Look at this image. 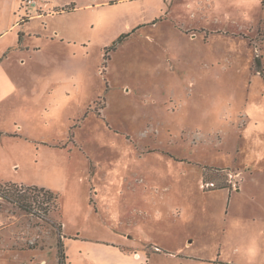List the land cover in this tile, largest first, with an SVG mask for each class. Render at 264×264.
Masks as SVG:
<instances>
[{
    "label": "rangeland",
    "instance_id": "obj_1",
    "mask_svg": "<svg viewBox=\"0 0 264 264\" xmlns=\"http://www.w3.org/2000/svg\"><path fill=\"white\" fill-rule=\"evenodd\" d=\"M31 1L0 0V264H263L264 0Z\"/></svg>",
    "mask_w": 264,
    "mask_h": 264
},
{
    "label": "crops",
    "instance_id": "obj_2",
    "mask_svg": "<svg viewBox=\"0 0 264 264\" xmlns=\"http://www.w3.org/2000/svg\"><path fill=\"white\" fill-rule=\"evenodd\" d=\"M16 4H17V2H15V3H13V4H11V7H9L8 9H7V11L4 13V15H5V19H7V20H10V19H13V20H11V21H13V23L11 24L12 26H15V25H19L18 24V22H14L16 19V16H17V14H15V12H16V10H17V8H16ZM39 16H42V14H40ZM30 20V19H29ZM24 22H21V25L23 24ZM63 228H64V226H62V239H63V241L62 242H64V240L66 239V237H63L64 235H63ZM135 257H137V258H139L140 259V254H137V253H135ZM45 263V262H44ZM220 263H223V264H225L224 262H217V264H220ZM228 264H233L231 261H229V262H227ZM68 264H70V263H68ZM89 264V263H88ZM238 264H244V263H238ZM246 264V263H245ZM260 264H262V263H260ZM264 264V263H263Z\"/></svg>",
    "mask_w": 264,
    "mask_h": 264
},
{
    "label": "trees",
    "instance_id": "obj_3",
    "mask_svg": "<svg viewBox=\"0 0 264 264\" xmlns=\"http://www.w3.org/2000/svg\"><path fill=\"white\" fill-rule=\"evenodd\" d=\"M216 189L221 190V189H224V187H220V188L217 187ZM46 193L48 194V199L49 200L58 201V197H57L58 195H56L54 193H51L49 191L46 192ZM59 245L61 247V249H60L61 255H60V260H59L58 264H67L66 260H68V258H67L66 254H65V251H64V245H63V243H60Z\"/></svg>",
    "mask_w": 264,
    "mask_h": 264
},
{
    "label": "built area",
    "instance_id": "obj_4",
    "mask_svg": "<svg viewBox=\"0 0 264 264\" xmlns=\"http://www.w3.org/2000/svg\"><path fill=\"white\" fill-rule=\"evenodd\" d=\"M27 2H28V3H33V1H31V0H27Z\"/></svg>",
    "mask_w": 264,
    "mask_h": 264
}]
</instances>
